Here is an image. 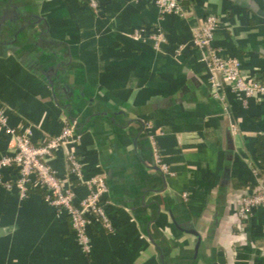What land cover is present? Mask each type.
<instances>
[{
    "label": "crops",
    "instance_id": "0c3cea01",
    "mask_svg": "<svg viewBox=\"0 0 264 264\" xmlns=\"http://www.w3.org/2000/svg\"><path fill=\"white\" fill-rule=\"evenodd\" d=\"M99 1L98 15L86 0H13L20 11L0 0V104L8 126L30 127L36 143L63 130L69 110L56 98L70 104L85 177L107 176L113 230L93 219L85 252L41 194L0 190V264H163L156 244L165 264H264V208L244 230L236 218L264 181L255 168L264 95L246 100L224 87L217 100L193 45L201 20L216 16L215 49L264 82V0H179L183 16L165 17L156 0ZM18 12L37 24L25 26ZM140 28L163 42L134 40ZM16 141L0 125V159ZM151 142L171 174L151 168ZM64 155L51 162L61 179ZM86 194L80 188L78 200Z\"/></svg>",
    "mask_w": 264,
    "mask_h": 264
},
{
    "label": "built area",
    "instance_id": "2783aa9c",
    "mask_svg": "<svg viewBox=\"0 0 264 264\" xmlns=\"http://www.w3.org/2000/svg\"><path fill=\"white\" fill-rule=\"evenodd\" d=\"M89 8L96 14L101 12L99 0H86ZM156 6L162 17L176 14L183 16V8L179 0H156ZM220 27V20L214 15H206L200 23L198 31L194 33L193 45L203 53L207 62L211 89L214 97L224 102V87L233 93L242 94L246 100L255 95H264V82L257 77H246L241 61L237 58L222 56L213 46L214 36ZM134 40L150 39L156 45L163 42V36L148 33L140 28L132 33ZM0 125L4 136L15 138L16 151L13 155L0 159V190L17 189L22 198H26L30 190H42L46 193L45 201L56 210L58 216H66L77 237L80 247L86 252L89 245L88 229L93 219L100 220L104 227L112 231L113 225L106 213L108 204L106 198L109 187L105 174L87 179L84 174V164L80 156L73 149L80 143L82 136L74 127L65 121L60 135L48 137L43 143L33 141L31 128L23 133L11 129L7 124L5 108L0 104ZM235 132V127H232ZM154 165L164 175L171 174L169 166L164 162L162 154L156 144L151 142ZM62 150L67 166V176L61 179L53 169L51 162L56 152ZM15 174L12 180L4 179V172ZM87 191L82 200H78V190ZM264 208V181L252 194L241 199L236 212L237 227L244 230L255 211Z\"/></svg>",
    "mask_w": 264,
    "mask_h": 264
},
{
    "label": "water",
    "instance_id": "95a60500",
    "mask_svg": "<svg viewBox=\"0 0 264 264\" xmlns=\"http://www.w3.org/2000/svg\"><path fill=\"white\" fill-rule=\"evenodd\" d=\"M18 18H19V16H18ZM37 21H38V23H40L42 20L39 19ZM25 26H32V27H34L35 26V23L25 22ZM23 27H24V25H23ZM56 102H57V104H58V106L60 108L64 109L65 111L69 110V112L67 111V117H66V119L74 127V129L76 130V132H79L81 130V126H80L81 125V120H80V118L76 117L75 113L71 109L70 104L69 103L62 104V103H60L58 101L57 98H56ZM151 168L153 170H155V171L160 172L164 176V174L161 172V170L157 166H155L154 163L152 164V167ZM191 233L194 234V235H197L194 231H191ZM3 234H5V232L3 230H0V235H3ZM148 236H149L150 240L154 243L153 236L150 233L148 234ZM156 246H157V248H158V250H159V252L161 254V261H162L163 264H165L164 263L165 262V259H164L165 257L163 256L162 250H161V248L157 244H156Z\"/></svg>",
    "mask_w": 264,
    "mask_h": 264
},
{
    "label": "trees",
    "instance_id": "16d2710c",
    "mask_svg": "<svg viewBox=\"0 0 264 264\" xmlns=\"http://www.w3.org/2000/svg\"><path fill=\"white\" fill-rule=\"evenodd\" d=\"M257 153H256V161L258 162V166H255V168L258 171V174L260 177L264 176V138H260L258 141V144L256 145ZM37 192L42 195L43 198H45L46 193L42 190H30L29 194ZM28 194V195H29Z\"/></svg>",
    "mask_w": 264,
    "mask_h": 264
},
{
    "label": "flooded vegetation",
    "instance_id": "af4514ba",
    "mask_svg": "<svg viewBox=\"0 0 264 264\" xmlns=\"http://www.w3.org/2000/svg\"><path fill=\"white\" fill-rule=\"evenodd\" d=\"M9 2H10V5H11V7H16V9H17V11H20L19 9H20V7L18 6V4H15L14 2H13V0H9ZM15 9V8H14ZM18 16H19V18L20 19H22V23L24 22H32V23H36V21L35 20H33V19H29V18H27V19H24L23 18V13H21V12H18V14H17ZM30 27V26H29ZM106 178H107V176H106ZM108 184V183H107Z\"/></svg>",
    "mask_w": 264,
    "mask_h": 264
}]
</instances>
